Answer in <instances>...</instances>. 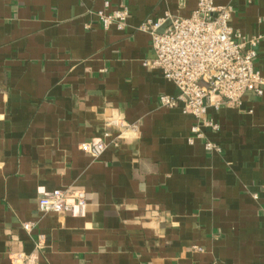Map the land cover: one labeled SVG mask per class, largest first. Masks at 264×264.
Instances as JSON below:
<instances>
[{
    "label": "crops",
    "instance_id": "1",
    "mask_svg": "<svg viewBox=\"0 0 264 264\" xmlns=\"http://www.w3.org/2000/svg\"><path fill=\"white\" fill-rule=\"evenodd\" d=\"M217 2L263 36L264 76V0ZM197 4L0 0V264L21 251L37 264H264V95L210 108L219 129H202L220 150L208 151L188 141L193 115L161 105L176 86L146 63L140 23ZM124 6L126 27L104 29L97 11ZM95 138L100 155L81 150ZM56 188L84 189V214H43L39 196Z\"/></svg>",
    "mask_w": 264,
    "mask_h": 264
},
{
    "label": "built area",
    "instance_id": "2",
    "mask_svg": "<svg viewBox=\"0 0 264 264\" xmlns=\"http://www.w3.org/2000/svg\"><path fill=\"white\" fill-rule=\"evenodd\" d=\"M234 8L231 4H219L217 0H198L197 8L189 17L164 16L147 18L138 29L152 36L154 58L146 63L161 70L164 77L172 81L175 94H161L160 103L168 108H181L193 115L196 124L188 137L190 143L196 138L205 139L208 151L220 150L216 143L205 137L203 127L219 129L209 116V109H220L223 105L240 107L248 93L264 95V76L256 68L258 45L262 35L247 36L231 25ZM102 27L109 30L115 26L124 29L129 16L124 6L107 13L97 11ZM169 25L163 32L159 29ZM122 127L128 123L120 121ZM107 147L101 138L85 141L81 150L93 156L100 155ZM257 197V195H254ZM43 214L71 211L82 215L87 206L84 189L56 188L43 192L38 199ZM29 230L32 225L24 223ZM46 239L40 234L37 247ZM201 250V249H200ZM13 264H37L33 255L17 252L11 257Z\"/></svg>",
    "mask_w": 264,
    "mask_h": 264
},
{
    "label": "water",
    "instance_id": "3",
    "mask_svg": "<svg viewBox=\"0 0 264 264\" xmlns=\"http://www.w3.org/2000/svg\"><path fill=\"white\" fill-rule=\"evenodd\" d=\"M169 25V22H166L160 29V32H163L165 30V28Z\"/></svg>",
    "mask_w": 264,
    "mask_h": 264
}]
</instances>
